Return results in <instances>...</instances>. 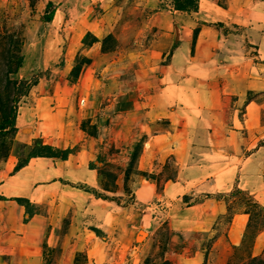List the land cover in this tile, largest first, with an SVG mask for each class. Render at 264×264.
Here are the masks:
<instances>
[{"label":"rangeland","instance_id":"obj_1","mask_svg":"<svg viewBox=\"0 0 264 264\" xmlns=\"http://www.w3.org/2000/svg\"><path fill=\"white\" fill-rule=\"evenodd\" d=\"M165 2L148 11L138 0H0V123L15 115L14 129L0 130V186L37 149H72L56 162L65 173L36 180L41 199L28 187L3 196L0 264H264V149L249 164L255 190L235 183L264 145V0H210L223 15L207 24L202 48L191 46L193 63L186 55L168 69L203 82L184 84L198 101L192 90L159 100L148 82L136 111L112 114L103 84L160 76L181 41L165 28L158 40L150 27ZM170 108L181 122L159 116ZM205 161L225 170L208 184L220 174L234 184L218 192L204 181L210 192H197L194 167ZM13 197L30 204L9 205ZM240 213L248 220L234 245L228 231Z\"/></svg>","mask_w":264,"mask_h":264},{"label":"crops","instance_id":"obj_2","mask_svg":"<svg viewBox=\"0 0 264 264\" xmlns=\"http://www.w3.org/2000/svg\"><path fill=\"white\" fill-rule=\"evenodd\" d=\"M138 1H141L144 8L148 9V11L156 9L158 2H160V0H138ZM165 3H166L165 6L168 7L167 11H165V9H163V10L161 9L160 11L157 10L156 12L152 11V13L149 15L150 16L149 20H151V21H149V23L151 22L150 27L157 26L159 28L158 40L162 39V34H164V30H160V29L165 28V30H167L169 32L173 31V34L170 36V38H169V36H167L168 41L171 40L172 44L176 40H177V43L179 40H181V41L178 44H176V46L173 48L172 54L169 56L167 63L164 64V66H163L164 72H162L160 76L149 77L144 81L142 79H140L138 81V79L136 78L135 82L122 81L121 80L120 82L113 85L112 87L109 86L108 89H106V85L103 84V87L105 88L104 94H108V95L110 94V96H111L108 99V101H110V103H109V105L106 106V108H110L112 114L114 113V114L120 115L122 113H130L132 111H136V106L138 103L137 101L139 100V98H140V96L144 90V84L147 85L148 82L151 85V86H149V85L148 86H149V88H152L153 97H156L159 100L162 98L163 99L172 98V99H174V101L176 103H178L179 102L178 99H180L181 101L183 100L184 97L187 99H190V97L188 96V93L191 90L194 93V100L195 101L199 100L197 98H198V95H200V91H197L195 93L194 89H193L194 87H192V86H186V88L184 89V84L186 82L190 81V84L194 86L193 82H195L198 85L203 84V82L202 81H200V82L196 81V79L192 78L191 76H186V75L182 76L183 74L181 76H180V74L173 75L172 74L173 72L169 73L168 69H170L172 67L173 68L178 67L180 65L178 63V61L182 60V58H185L186 55H188V57H190L191 62L193 63L194 58L191 57L190 54L188 53L191 46L193 45V47H194V45L195 46L200 45L201 48L203 47V45H201V44L205 42L206 35L208 34V33H206V30H204V29L207 27V24L209 22L215 20L214 18L216 15H219V16H220V14L223 15L222 11L224 12V10H222L221 8H219L220 10H218V7H215L213 5L211 6L210 0H198V10L196 12L177 11V10L172 9V5H171L170 0H166ZM167 4H168V6H167ZM153 18H155L154 21H153ZM216 19H218V18H216ZM194 29H196V31H197L195 44H193L190 41L194 37V34H193ZM210 33H211V31L209 32V34ZM211 34H212L211 38L214 37L213 31ZM202 50H204V49H202ZM160 53H155V55L160 54ZM160 56H161V54H160ZM154 63H155V61H154ZM182 77H184V78H182ZM176 78H178V79H176ZM139 83H142V85H141V87L143 86L142 88H139ZM139 90H140V92H139ZM196 109H198V107H196ZM101 110H102V112H101ZM151 112H152V107L143 111L142 114L143 115H150ZM96 114L98 115V118L96 119V121H97V123H100V120H103L102 116L105 113L103 112V109H99V110L97 109ZM177 114H178L177 109L175 110V109L170 108L167 111H162L159 116L160 117H171V118L173 116H175L174 117L175 121L181 122L182 119H180L177 116ZM192 120L194 121V118H190V119L188 118L186 120L187 121L186 124H189L191 126ZM25 121H26L25 111H21V114L19 115V117L16 121V124L18 127H22L24 125ZM192 127H194V125ZM154 137H156V136H154ZM184 144H185V142H184ZM187 145L190 149H193V147H194V145H192L191 143H187ZM263 149H264V145H258L255 150H253L251 153H249L247 156H245L243 165L241 167H239V174L237 176V182H235L239 188H241L243 190H248V191L255 190L253 188V183L249 182L250 177L253 176V174H251L249 172H255V170H258V169L254 166L255 170H252V168H254V167L249 168V164H252L255 161V158L258 156V154L260 152H262ZM211 153H212V155H209L208 157H212V159H213V157L216 156V154L214 152H211ZM34 159H37L38 163L34 161V163L32 165L26 164L25 166L20 168L15 173L9 174L7 176L8 179L4 183L5 187L0 186V196H15V194H17V193H20L21 195H23L27 192L28 189L27 190H25V189L28 187L29 189H31L29 192H30L32 198H34V197L36 199H37V197L40 198V195H39L40 190H38L36 187H34V188H32V187H33V185L37 184L36 180H38V178L43 175L42 172L45 171L46 173L50 174V177L53 179L55 177L60 176L59 172H61V174H63V172L65 173V171H61L62 168L57 169L58 167H56V164H57L56 162L57 161L66 162L67 159L66 160H59L56 158L54 159V158H47V157H31L29 159V161L34 160ZM50 160H55V161L52 162ZM226 160H228L229 163L234 162V160H230V158H227ZM48 161H50V164H51L50 167L47 166ZM39 162H41V163H39ZM200 164H201L200 166L197 165L194 167V175H193L194 181H196V184H195L196 188H194V189L197 192H200V193H209L210 191L220 192L221 190H224L227 187L230 188L231 184H234V179H232L229 184L225 183L223 181L224 177L221 176V174L219 177L217 176V178L214 180L209 179L210 184H208V182H207L208 177L209 176H215L214 173H213V175H211V173L216 170V166L211 161H205V162H202ZM246 164H248V172H245L243 174L240 173L242 171V169L243 170L245 169ZM19 171H20V173H18ZM216 171H218V173H224L223 171H225V170L223 168H220L219 170H216ZM16 173H18V175L19 174H26V177L25 178L18 177ZM33 177H35V180L31 181L33 179ZM86 178H87V181L91 184V182L93 181V176L88 174V176ZM204 181H205V183H207V186L211 187L209 192L204 190ZM28 184H29V186H28ZM176 185L180 186L179 183H176ZM177 186L175 187V192H176V194H179V188ZM146 187L150 188V189L152 188L151 185H149V184H147ZM166 188H164V189L166 190ZM6 189L8 191L7 195L4 194V192H2L3 190H6ZM1 201H3V200L0 199V202ZM12 202H14V200L12 198H11V200H8L9 205ZM17 208H21V206H17ZM4 214L8 215V211L5 210ZM247 216H248L247 213H240L232 219L230 230L228 231V236H229V241H231V242L235 241L233 243L234 245H235L236 241H238L240 239V234H241L240 232L242 231L243 226H245V223L248 220ZM231 234H233V238L231 237Z\"/></svg>","mask_w":264,"mask_h":264},{"label":"trees","instance_id":"obj_3","mask_svg":"<svg viewBox=\"0 0 264 264\" xmlns=\"http://www.w3.org/2000/svg\"><path fill=\"white\" fill-rule=\"evenodd\" d=\"M172 9L177 10V11H182V12H196L198 10V0H170ZM49 6H52V3H48ZM14 117L15 115L12 116V119L10 121H6V119L0 123V130H4L7 125L10 126L12 129H14ZM72 152V149L66 148V149H52L50 146H45L44 150L37 149L34 153L28 155V159L25 160L24 162L18 161L12 168L10 174L15 173L18 171L20 168L25 166L27 164V161L31 157H47V158H56L59 160H66L67 156ZM72 186V183H67ZM0 199H4L3 196H0ZM14 201H16L18 204L22 205L21 203H27L30 204L27 198L24 197H13L12 198Z\"/></svg>","mask_w":264,"mask_h":264},{"label":"built area","instance_id":"obj_4","mask_svg":"<svg viewBox=\"0 0 264 264\" xmlns=\"http://www.w3.org/2000/svg\"><path fill=\"white\" fill-rule=\"evenodd\" d=\"M83 102V101H82Z\"/></svg>","mask_w":264,"mask_h":264}]
</instances>
